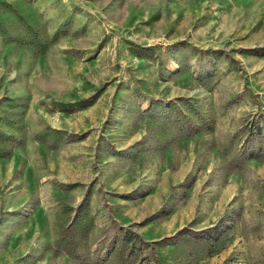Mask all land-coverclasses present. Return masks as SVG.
<instances>
[{"label":"rangeland","instance_id":"obj_1","mask_svg":"<svg viewBox=\"0 0 264 264\" xmlns=\"http://www.w3.org/2000/svg\"><path fill=\"white\" fill-rule=\"evenodd\" d=\"M0 129V264H120L121 226L142 263L264 264V0H0Z\"/></svg>","mask_w":264,"mask_h":264},{"label":"trees","instance_id":"obj_2","mask_svg":"<svg viewBox=\"0 0 264 264\" xmlns=\"http://www.w3.org/2000/svg\"><path fill=\"white\" fill-rule=\"evenodd\" d=\"M95 97L85 98L79 100L80 106H86L94 101ZM171 104L164 105L159 99H153L151 106L149 107V112L156 111L159 107L171 108ZM60 132V131H58ZM84 134H77V137H83ZM247 144L242 152L236 154L232 157V164L235 167H239L243 162L256 157L255 143L257 141V133L255 131H250L247 135ZM15 140L12 135L6 133L4 130L0 129V159L11 154L14 147ZM253 148L252 150H250ZM117 154H121L122 151L115 150ZM93 225L92 219L87 214V205L85 202H81L76 208L75 213L72 215L70 220L62 226L57 236L54 238L53 246L56 251H64L70 255L73 259L81 258L80 246L88 238L90 234V229ZM215 231V226H210L203 230H194L189 227H183L178 230L175 234L166 236L162 241H173L177 235L190 233L191 235H198L203 233H208L213 235ZM108 236L105 235L104 239ZM144 240L141 236L135 233L131 228L121 226L117 232L111 235L110 242L106 245L109 253H116L118 257V263L120 264H146V261L142 263V260L136 261V251H138L140 246L138 243Z\"/></svg>","mask_w":264,"mask_h":264}]
</instances>
